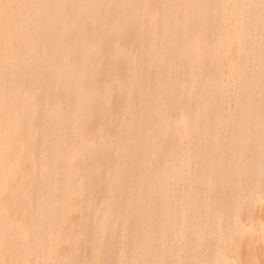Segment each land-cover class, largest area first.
<instances>
[{"label": "bare ground", "instance_id": "1", "mask_svg": "<svg viewBox=\"0 0 264 264\" xmlns=\"http://www.w3.org/2000/svg\"><path fill=\"white\" fill-rule=\"evenodd\" d=\"M0 264H264V0H0Z\"/></svg>", "mask_w": 264, "mask_h": 264}, {"label": "rangeland", "instance_id": "2", "mask_svg": "<svg viewBox=\"0 0 264 264\" xmlns=\"http://www.w3.org/2000/svg\"><path fill=\"white\" fill-rule=\"evenodd\" d=\"M94 226H95V229H98L99 228V225H98L97 222L94 224Z\"/></svg>", "mask_w": 264, "mask_h": 264}]
</instances>
